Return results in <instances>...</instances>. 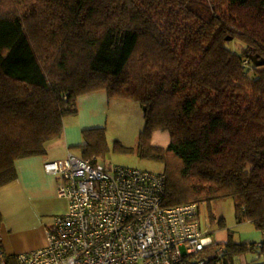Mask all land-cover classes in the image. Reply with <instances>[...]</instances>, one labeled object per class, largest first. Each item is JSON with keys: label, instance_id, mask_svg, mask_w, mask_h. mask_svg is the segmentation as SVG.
Here are the masks:
<instances>
[{"label": "trees", "instance_id": "trees-1", "mask_svg": "<svg viewBox=\"0 0 264 264\" xmlns=\"http://www.w3.org/2000/svg\"><path fill=\"white\" fill-rule=\"evenodd\" d=\"M252 54L264 58V0H0V187L19 159L47 154L80 96L106 90L144 107L140 153L166 163V205L206 202L212 215L232 197L236 220L264 233V65ZM157 130L168 147L150 144ZM84 133L96 156L105 127ZM247 251L264 241L201 255L232 264ZM0 252L11 264L1 240Z\"/></svg>", "mask_w": 264, "mask_h": 264}, {"label": "built area", "instance_id": "built-area-1", "mask_svg": "<svg viewBox=\"0 0 264 264\" xmlns=\"http://www.w3.org/2000/svg\"><path fill=\"white\" fill-rule=\"evenodd\" d=\"M44 168L68 209L47 229V245L18 253L17 264H209L200 204L166 205L165 172L71 152ZM0 264H8L1 252Z\"/></svg>", "mask_w": 264, "mask_h": 264}, {"label": "crops", "instance_id": "crops-1", "mask_svg": "<svg viewBox=\"0 0 264 264\" xmlns=\"http://www.w3.org/2000/svg\"><path fill=\"white\" fill-rule=\"evenodd\" d=\"M112 100L106 90L80 96L78 113L65 118L63 133L48 145L47 154L19 159L16 162L17 178L0 187L3 216L0 240L4 252L11 258L47 245V229L53 227L50 218L66 212L68 201L58 193V177L47 173L44 164L65 158L70 152L76 154L73 146L82 142L83 129L106 126ZM236 222L238 233L225 221L226 226L215 231L211 242L226 243L230 238L239 243L264 241V233L252 222ZM232 264H264V252L247 251L237 255Z\"/></svg>", "mask_w": 264, "mask_h": 264}, {"label": "rangeland", "instance_id": "rangeland-1", "mask_svg": "<svg viewBox=\"0 0 264 264\" xmlns=\"http://www.w3.org/2000/svg\"><path fill=\"white\" fill-rule=\"evenodd\" d=\"M233 45L241 47L238 41L232 42V47H234ZM113 99L110 105L107 125L96 126L105 127V134L104 138L102 137L100 139V143L96 144V140L90 145V149L93 154L96 155L93 157L98 158L99 162L107 166L127 165L157 172L164 171L166 169L165 162L144 157L140 153V133L145 126L144 107L134 100L119 97H113ZM85 129L81 132L82 142L73 146V151L76 155L83 157V151L86 148L83 144L88 143L84 133ZM119 142L122 146L119 145ZM170 142L171 137L168 131L157 130L150 139L151 145L165 148L170 145ZM89 143H91V141ZM200 204L199 222L209 242L214 240L213 236L215 231L222 228L219 224L220 218L226 221L228 227H232L233 230L235 229V233H238V225L235 218V201L232 197L212 201V215L208 203L204 202ZM212 216L215 218H212ZM54 219L55 216L50 218L51 226L54 224ZM217 238L218 237H215V240H217ZM10 261L11 264H17L16 257H12Z\"/></svg>", "mask_w": 264, "mask_h": 264}, {"label": "water", "instance_id": "water-1", "mask_svg": "<svg viewBox=\"0 0 264 264\" xmlns=\"http://www.w3.org/2000/svg\"><path fill=\"white\" fill-rule=\"evenodd\" d=\"M251 60L253 61L255 66H263L264 65V58L259 57L258 55H250Z\"/></svg>", "mask_w": 264, "mask_h": 264}]
</instances>
